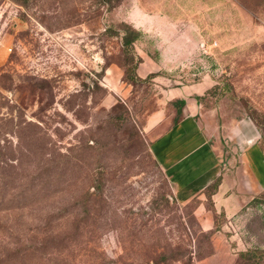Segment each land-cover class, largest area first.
Returning <instances> with one entry per match:
<instances>
[{"label": "rangeland", "instance_id": "obj_1", "mask_svg": "<svg viewBox=\"0 0 264 264\" xmlns=\"http://www.w3.org/2000/svg\"><path fill=\"white\" fill-rule=\"evenodd\" d=\"M126 27L139 33L129 52L121 46ZM0 57V165L51 183L46 207L65 205L71 220L79 214L95 231L106 257L98 263L130 264L133 249L159 245L191 251L173 264H264V191L233 216L204 190L179 203L146 131L170 89L206 86L200 112L221 108L251 122L264 148L263 8L0 0ZM201 203L213 214L210 230L196 214Z\"/></svg>", "mask_w": 264, "mask_h": 264}, {"label": "crops", "instance_id": "obj_2", "mask_svg": "<svg viewBox=\"0 0 264 264\" xmlns=\"http://www.w3.org/2000/svg\"><path fill=\"white\" fill-rule=\"evenodd\" d=\"M205 88L182 86L167 92L147 119L149 149L179 203L203 198V190L220 175L213 200L218 210L233 216L264 191V152L251 122L231 120L221 108L200 112L197 96ZM196 214L203 229L210 230L213 214L203 203Z\"/></svg>", "mask_w": 264, "mask_h": 264}, {"label": "trees", "instance_id": "obj_3", "mask_svg": "<svg viewBox=\"0 0 264 264\" xmlns=\"http://www.w3.org/2000/svg\"><path fill=\"white\" fill-rule=\"evenodd\" d=\"M101 1L114 6L121 0H114V3L113 0ZM236 1L251 13L264 9V0ZM121 31L122 50L132 51L133 42L139 37V33L130 27ZM259 146L264 152L260 142ZM41 169H36L38 178ZM23 176L18 167L0 165V264H78L79 257L83 255V264H101L97 259L106 257L94 243L97 236L95 231L84 228L85 224L79 220V214L74 215L71 220L72 215L65 205L57 210L46 207L52 193L51 183L28 181ZM220 182L218 176L204 191L209 196L213 195ZM14 212L19 214L12 217ZM24 213H27L25 219L22 217ZM133 250L134 258L130 264H173V261L179 259V254L181 257L187 255L191 258L188 248L184 249L183 254L179 250L167 252V249L159 245ZM253 253L256 254L254 251ZM246 255L247 252L241 253V256ZM259 255L264 256V251ZM116 261L105 264H118Z\"/></svg>", "mask_w": 264, "mask_h": 264}]
</instances>
